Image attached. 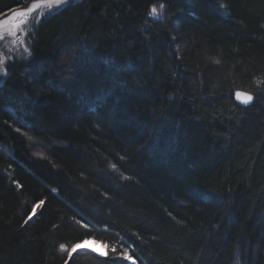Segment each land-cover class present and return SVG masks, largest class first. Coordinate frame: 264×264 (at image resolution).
<instances>
[{
	"label": "trees",
	"instance_id": "obj_1",
	"mask_svg": "<svg viewBox=\"0 0 264 264\" xmlns=\"http://www.w3.org/2000/svg\"><path fill=\"white\" fill-rule=\"evenodd\" d=\"M33 27L0 79V264H264V0H71Z\"/></svg>",
	"mask_w": 264,
	"mask_h": 264
},
{
	"label": "snow or ice",
	"instance_id": "obj_2",
	"mask_svg": "<svg viewBox=\"0 0 264 264\" xmlns=\"http://www.w3.org/2000/svg\"><path fill=\"white\" fill-rule=\"evenodd\" d=\"M68 2V0H38L37 3H33L30 7H25L24 9H22L19 12H13L11 17H7L5 19H0V39H4L5 34L16 37L17 39H19V37H17V32L18 31H22L21 25H24L26 23H28L29 21V16L33 13L36 12L37 9L40 8H46L49 11H51L52 9L56 8V7H60L63 4H66ZM160 8H163L164 5L160 4L159 5ZM151 15H158V9L157 7H153L151 9ZM34 18V17H33ZM20 43H24L23 40H20ZM25 51H28V49H25ZM5 61L2 57H0V74H4L5 69L2 67L4 65ZM236 98L238 100H240L242 103L244 104H248L253 100V96L249 93L246 92H241V91H237L235 93ZM55 191V190H53ZM43 203V202H41ZM85 227H87L85 225ZM62 250H66L65 245H61L60 246ZM73 251H75V246H73ZM92 251H95V249H92ZM113 253H115V248L112 249ZM100 255H107V253H100ZM123 258L124 259H132L130 256H128L127 254V249L124 250L123 252ZM113 261L116 259L115 256L112 257ZM134 264V262H133Z\"/></svg>",
	"mask_w": 264,
	"mask_h": 264
},
{
	"label": "rangeland",
	"instance_id": "obj_3",
	"mask_svg": "<svg viewBox=\"0 0 264 264\" xmlns=\"http://www.w3.org/2000/svg\"><path fill=\"white\" fill-rule=\"evenodd\" d=\"M69 1H71V0H68V2ZM158 10H160V8ZM49 12L50 11L48 9L42 7L40 9H37L35 13L31 14L29 16L28 23H26L24 25H21L22 31H18L17 32V37H19V39H17L16 37L7 35V34H5L4 39H0V57H2L5 62H6V60L9 57H11L12 54H15L14 57L20 58V57H23V56H20L21 54H27L29 52V49L28 48H29L30 43H31L30 36L32 35L31 33L34 30L33 29L34 28L33 27V24L36 21H38L40 18H42L44 15H46L47 13H49ZM34 26L36 27L37 24L34 25ZM27 39H28L29 45L27 43ZM20 40H23L24 43L23 44L20 43ZM25 49H28V51H25ZM17 52L19 54H16ZM2 67L4 68V65ZM4 74H5V72H4ZM4 74H0V79L2 78L1 76H3ZM86 241H90V242H92L94 244L100 245L99 250L98 251H94V252H96L98 254L105 253V245L103 243L98 242V241H95L93 239H85V240H83L81 242L75 243L73 245V246H75V250L85 249V248H78L76 246H77V244L82 243V242H86ZM73 246L71 247V251H73ZM88 250H91V249H88Z\"/></svg>",
	"mask_w": 264,
	"mask_h": 264
},
{
	"label": "bare ground",
	"instance_id": "obj_4",
	"mask_svg": "<svg viewBox=\"0 0 264 264\" xmlns=\"http://www.w3.org/2000/svg\"><path fill=\"white\" fill-rule=\"evenodd\" d=\"M76 247L85 248V249H91V250L95 249V251H98L99 248H100V245L94 244V243H92L90 241H86V242H82V243L77 244Z\"/></svg>",
	"mask_w": 264,
	"mask_h": 264
},
{
	"label": "water",
	"instance_id": "obj_5",
	"mask_svg": "<svg viewBox=\"0 0 264 264\" xmlns=\"http://www.w3.org/2000/svg\"><path fill=\"white\" fill-rule=\"evenodd\" d=\"M237 91H241V92H246V93H249V92H247V91H244V90H237ZM236 91V92H237ZM235 92V93H236ZM235 93H234V97H235V99L239 102V103H241V104H244V103H242L240 100H238L237 98H236V95H235ZM35 211H36V208L32 211V213L31 214H34L35 213ZM82 250H88V249H82ZM88 251H91V252H94V251H92V250H88ZM96 253V252H95Z\"/></svg>",
	"mask_w": 264,
	"mask_h": 264
}]
</instances>
